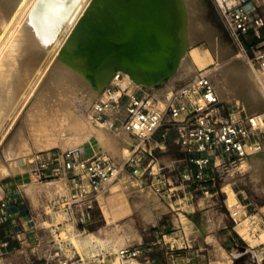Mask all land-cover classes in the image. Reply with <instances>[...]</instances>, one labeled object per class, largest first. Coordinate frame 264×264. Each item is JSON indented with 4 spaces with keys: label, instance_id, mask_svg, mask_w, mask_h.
I'll list each match as a JSON object with an SVG mask.
<instances>
[{
    "label": "rangeland",
    "instance_id": "obj_1",
    "mask_svg": "<svg viewBox=\"0 0 264 264\" xmlns=\"http://www.w3.org/2000/svg\"><path fill=\"white\" fill-rule=\"evenodd\" d=\"M200 1L201 8L198 12V18L200 19V23L203 25V27L206 28V36H197L193 44L188 47L189 49L187 48L185 50L186 60L191 64L192 69L186 74H182L180 73V71L177 72L176 77L173 78L171 84H167H170L169 91L183 84L199 71H208L209 73L215 71L217 55L215 54L212 45H208L212 44L213 40L216 41V39V43H218L220 47L225 46L224 48L229 53V57L237 55L238 58H236V60L239 62V64L243 63L248 68H253L258 71L260 75L259 78L264 81V72L259 70L257 67H250V65L247 64L248 61L244 58V53L225 30L218 12L216 11L212 3V0ZM25 19L26 17L24 18V20ZM24 20H22L23 23ZM12 24L14 25V22ZM16 29L17 27L15 25V30ZM18 29L20 30V26ZM210 29H213V31H210ZM14 32V37L12 36V40L10 39L11 42L8 41L10 42V45L9 43H7L8 45L6 44L7 47L5 48H7V51L10 49V46L13 45L14 39L17 35L16 31ZM207 34H209V38ZM29 47H27V50L23 49V53L21 52L22 54L19 53L21 57L24 55L27 59L25 57H22V59L18 57L19 60L17 65L19 63L20 65H16V67L21 68V70H17L15 68L16 71L19 72L17 74L15 73L16 75L13 73V76H11L12 78L10 77V82L8 81V83H11L14 79L15 81L13 82L17 83H12L13 89L12 86L10 87L9 85L8 89H10H6L9 93L11 92L10 90H14L13 93H10L14 96L12 95L11 97V95H8L9 93H5L6 98H3L2 96L3 99H0V106L1 104H3V107L0 108L6 113L7 111H11L10 113L3 114L2 112L4 111L1 112L0 109V115L3 116H0V118H2L0 120V169L2 167H5L8 170L7 176H2L0 174V196H2L3 193L19 194L22 198L23 208H25L24 210H21V212L13 215L7 226L0 225V243H2L6 238L8 239L6 249L0 248V264H4L6 259V263L9 264H43L44 258L49 257L52 258V264H59L60 262H64L68 259L78 257L80 254L75 251L73 246L68 241L64 240L66 239V237L73 233L82 235V238L90 233L99 235V237L104 241V245L101 248L97 247V252H99L101 249L114 251L118 247L141 244L142 246L146 247L149 259L157 262H165L166 259L163 253L164 248H162L160 245H157L158 242L162 243V236L165 235V241L177 242L179 246L182 244L183 239H186L190 242V250L179 252L178 260L180 262H183L185 259L189 258V264H197L199 262L207 264L247 263V259H243L237 262H230V259L227 257L226 253L220 248L219 244L217 243V240L220 242L227 239L226 228L230 229V227L233 225L230 210L226 208L227 194L222 191V186L225 183L224 180L219 181V183H217L216 185V188L210 189L209 196H203L200 191H196L195 193H193L195 190V188H193L192 190H190L193 193V198L188 199V201L181 200V198H178L176 201L167 200L165 198L161 199L159 195L155 194L149 188V184L146 178H144L143 176L135 177L131 175L130 168L128 166L124 167L126 161L123 162V164L120 163V160L116 155L106 154V152L101 150L100 147L93 141L86 142L83 145L82 151L78 150L81 152L79 153L81 154L80 158L84 159L86 157L92 156L93 154H101L107 158H110L118 168L121 167L122 164V170L119 172L115 183H113L107 190L99 195V199H101V202L95 204L92 209L81 211L79 208L71 206L73 209L74 217L78 222V225L76 227L73 219H71L69 206L66 204L69 202V183L67 174L66 171L63 172L60 167L61 162L64 159V154L66 152L74 150H67L65 152H61L59 148H55L45 152L41 150H34L33 154L29 156V158L14 157V155H16V153L21 149H24L28 146L31 148L33 146V138L30 136V134H33L31 132L32 127L34 126L33 128H36L38 126L39 120L42 119L46 112V109H44L43 99L41 101L39 99L42 98L41 93L47 84V74L49 68L52 67V63H54V61H57V58H55L54 60H51L52 62H49L50 64H48V60H46L45 57L44 58L47 62L43 61L44 59H40L42 56L40 57L39 55H37L33 48L31 49L33 50L32 52L30 49L28 52ZM3 51L4 52H1V54H5L6 50L3 49ZM193 52L196 58L198 56V62L196 60H193L195 59ZM32 53H34V55ZM4 54L0 56V60H2ZM190 54L192 56H190ZM31 56L32 58H35L32 59L30 58ZM36 56L39 57V59ZM24 59L26 61H28V59L30 60L28 61V64L30 66L33 65L31 67L32 69L28 68L30 67L29 65L27 67V62H25ZM33 60L35 62H33ZM37 60H42V63L38 61L39 64L41 63L39 65L38 63H36ZM1 62L2 61H0V63ZM29 62L32 64H30ZM21 63L24 65H21ZM46 64H48L47 67ZM35 65L39 70H36ZM39 66H41V68H39ZM23 67H27L31 70V76L33 71L38 72V74L34 72L33 76L36 77H30L33 80L29 79L28 83L25 84L27 88L24 87L25 85H23V88L20 87L23 90L22 91L17 86V80H20L19 77L23 71L22 69H24ZM43 68H45V71L43 70ZM39 71L41 74L39 73ZM93 71L88 72V74L90 73L88 75L90 80L93 78ZM38 75H42L43 77L41 76L40 78L39 76V81L36 82ZM163 81L167 82V79ZM245 81L246 80L241 75H238L234 79L231 77L228 90L222 97L219 98L222 104L225 107H228L230 111H234L242 117L250 115L261 117L260 120H262L264 123V107L253 111L250 106H247L244 103V94L246 92L248 94L252 93L250 86L247 87L248 84ZM30 82H32L33 84H30ZM35 83H37V86H35ZM16 88H19L18 90H21L19 92L21 93V95L19 94L17 97L15 96ZM143 89L151 90L154 93V90L151 88ZM25 93L27 94L20 98ZM101 94L102 91L97 96L98 99L96 97L92 100L91 104H85L83 106L85 112L87 110L91 111V105L96 100H99L101 98ZM24 98H27V100L29 98V100L26 101V99ZM8 99H10V101L11 99H14L13 101L16 100L15 103L17 105H15V103H13L12 101V103L10 104L14 105L12 107H15L14 109L11 108L10 110L8 106L10 101ZM24 100L26 102H22ZM17 101H20L18 102L19 104L17 103ZM41 104H43V106ZM41 107L43 108L40 109ZM6 108H9L10 111H6ZM36 111H38V113ZM41 112H43L44 114ZM39 113L41 115H39ZM91 115L93 118L92 112ZM29 123L35 124H32L31 127ZM28 124L30 126H28ZM28 127L30 128L28 129ZM260 131L261 132L259 134V137L261 138L264 145V126L260 125ZM163 132L164 128H161L159 132L151 140H149V143L147 145L145 144V141L142 142V147L140 148L146 149L147 151L151 152L153 157L157 158L159 162L163 163H169L170 161H177L185 158V155L179 150L178 146L176 145L175 134L173 132H168L165 138H162L161 135ZM22 144L24 145L23 148ZM137 154L143 158L142 167L146 166L150 157H148L146 153L141 152L140 149L138 150ZM42 158L51 160V164L49 166V170L46 172L47 177L39 180L36 176L32 175L31 171L38 166L39 161ZM11 164L17 168L16 171L11 172ZM182 167L183 163H179L178 168L181 170ZM248 169L244 175H236L230 180H226V183H233L232 188L235 191L236 197L242 206L244 204L250 203L252 205L251 207L258 208L264 205V183L261 182L258 178H254V175ZM63 178L65 180H63ZM31 181L33 182L32 186H28L29 189L28 187L25 188V186L30 184ZM123 185L124 187L121 188V186ZM133 187H136L135 190L133 189ZM148 188L149 191L151 190L152 194H154V199L151 196L143 199V196H141L142 192H148ZM124 189H126L127 192ZM137 195L138 200L136 199ZM136 208L139 210H137ZM146 208L148 209V211ZM158 208L164 209L159 210ZM177 213H179L180 216ZM180 219H182V221ZM183 220L190 223L193 228L194 234L189 233V231L184 228V223H180L183 222ZM15 224H18V226L15 227ZM14 234H16V236ZM122 240L125 242V244ZM203 246L206 248L205 251L197 255L196 251L198 247L203 248ZM94 250L95 249H93L89 243H85L82 255H90L89 252H92ZM263 260L264 259H262V261Z\"/></svg>",
    "mask_w": 264,
    "mask_h": 264
},
{
    "label": "bare ground",
    "instance_id": "obj_2",
    "mask_svg": "<svg viewBox=\"0 0 264 264\" xmlns=\"http://www.w3.org/2000/svg\"><path fill=\"white\" fill-rule=\"evenodd\" d=\"M149 4L150 0H0V56L4 54H1V52H4L3 49L7 51V48L5 47H7V43L10 45L12 36L15 33L14 31L17 33V35L15 34L16 37L14 39L13 45L10 46V49L7 52L5 51L4 57L2 60H0L2 61L0 63V99L5 97V93H9L6 89H8L9 86L11 87L12 83H16L13 82L15 81L14 79L11 83H8V81L10 82L13 73L17 74L19 72L16 71V69L21 70V68L16 67V65L19 60L18 57L21 59L22 57H25L24 55L22 57L19 55V53H23V49L27 50V47L31 46L28 48V52L29 49L31 50L33 48L37 55L43 57L40 59H44L43 61L45 62L48 60V64H50L49 62H52L51 60L57 58V61H54V63H52V67L49 68L47 74V84L41 93L42 98L39 99L40 101L43 99L44 109H46L45 115L42 117V119L40 118L41 120H39V122L37 120L38 126L36 125V128H33L34 126L32 127V124L34 125L35 123H29L32 127L31 132L33 133V136L31 134L30 136L33 138L32 142L34 147H25L27 149H21L19 147L21 150H16L18 152L16 155H14V157L29 158V156L33 154L34 150H41L45 152L55 148H59L61 152H65L67 150L82 151L83 145L86 142L93 141L100 147L101 150L106 152V154L116 155L120 160V163L123 164V162H125L138 148L142 147V142L147 139L146 137L132 138L121 129L110 130L107 127L111 120H108L106 124L95 122L94 118H92L91 111L87 110L88 112H85L83 106L85 104H91L92 100L95 99L99 93L113 81L114 75L119 73L123 76V80L120 81V84L123 87L137 86L139 88L141 87L142 89L151 88L154 90V93L151 90L149 91H151L158 98L160 105L167 101L172 94L173 89L169 91V88L173 78L176 77V73L180 71V73L186 74L192 69L191 64L186 60L185 50L193 44L197 36H206V28L203 27V25L200 23V19L198 18V12L201 8V1L157 0L158 12L161 19L163 20L165 42L173 54L172 66L166 78L167 82L163 81V76L158 75L156 78H154L151 74H147L141 69L133 67L127 60L119 56L108 55L107 57L101 59L93 71L90 66V59H88L83 54V51L88 44H92L95 51L105 50L109 47H116L121 42L128 40L131 33L132 18L142 19L147 17L149 13ZM25 17L26 19L24 20ZM22 20H24V23ZM13 22L14 25L12 24ZM15 25L17 29L20 26V30H15ZM210 31H213V29H210ZM207 36L208 38L210 37L209 34H207ZM214 41L215 40H213V43L211 42L212 44H209L208 46L212 45V48L217 55V63L215 64V71L209 74L216 87L217 95L222 97L226 93L230 86L231 77L234 79L238 75H241L246 80L245 82L248 84L247 87L250 86L252 92L250 94L247 92L244 94V103L247 106H250L253 111L264 107V81L259 78V72L253 68H248L243 63L239 64V62L236 60V58H238L237 55L229 57V53L224 48L225 46L220 47V45L216 43L217 39L215 42ZM32 51L33 50H31V52ZM32 54L34 55V53ZM190 56L192 55L190 54ZM30 58H32V56ZM37 58L39 59V57ZM194 58L195 59L193 60L198 62V56L196 58L194 55ZM28 61L30 60L28 59ZM28 61L25 60V62H27V67L29 65ZM38 61L40 60H37L36 63H38ZM33 62L35 61L33 60ZM48 64H46V67ZM247 64H249L250 67H256L249 62H247ZM18 65H20V63ZM21 65L24 64L21 63ZM32 66L28 68H31ZM27 67H23L24 69H22V73H19L20 80H17V86L19 88H23V85L27 84L29 79H32L30 77H36L33 76L35 71H33L31 76V70ZM39 68H41V66H39ZM37 69L38 68L36 66V70ZM43 70L45 71V68H43ZM92 71L94 74L93 78L90 80L88 77L90 73L88 74V72ZM35 73L38 74V72ZM39 76L41 78L42 75H38L36 82L39 81ZM32 82H30V84H33ZM168 83L170 84L167 85ZM35 86H37V83H35ZM24 87L27 88L26 85ZM18 89L16 88V97L19 94L21 95L19 92L22 89ZM10 91L13 93L14 90ZM10 93L8 95H11L12 97L13 94ZM26 94L27 93L19 97L22 98ZM24 99H26V101L29 100V98L28 100L27 98ZM101 99L102 94L99 100ZM8 100L10 101V99ZM13 100L14 99H11V101L15 103L17 99L15 101ZM11 101L10 103L7 102L9 103L8 106L10 110L14 106L13 104L10 105L12 103ZM26 101L24 100L22 102ZM18 102L20 101H17V103ZM43 104L41 105L43 106ZM2 105L3 104H1L0 107H3ZM15 105L17 104L15 103ZM9 108H6V111L9 110ZM42 108L43 107L40 109ZM2 111L4 110L1 109V112ZM10 112L7 111V113ZM36 112L38 113V111ZM2 113L7 114L5 111ZM39 115L41 114L39 113ZM247 118L251 119L255 125L258 124L264 126L263 121L260 120L261 117L250 115L247 116ZM1 119L2 118H0V120ZM29 124L28 126H30ZM29 128L30 127H28V129ZM23 147L24 145L22 148ZM122 164L121 167H117L118 174L122 170ZM244 166L247 167V169L249 168L248 170H250V172L254 175V178H258L264 183V149H262L260 152L251 154L244 162ZM10 167L11 172L17 170V168L12 164ZM0 174L2 176H7L8 170L5 167H2L0 169ZM230 179L231 178L225 179L224 185L221 186L222 191L227 194L226 208L230 210L232 216L233 208L235 206L241 208L242 205L239 203L236 193L232 188L233 183H226V180ZM63 180L65 179L63 178ZM32 183L33 182L31 181V183L26 185L25 188L32 186ZM113 183H115V181ZM109 187L105 188V190H107ZM122 187H124V185L121 186V188ZM135 188L133 187L134 190ZM124 190L126 191V189ZM144 192L141 193L143 199L148 198L149 196L152 198L155 197L151 190L149 191V188L148 192L146 191L147 193ZM138 195L136 196V199L138 198ZM163 209L164 208H160L159 210ZM69 210L71 219H73V222L77 227L78 222L74 217L71 206L69 207ZM177 214L180 216L179 213ZM180 220L182 221V219ZM180 223H184V228L187 229L189 233L194 234L190 223L184 220ZM81 236L82 235L73 233L64 239L73 246L75 251L80 254V257H84V255H82V251L85 243H89L90 246L95 249L94 251L89 252L90 255L97 252V247L101 248L104 245V241L97 234L90 233L83 238ZM123 243L125 244L124 241ZM240 252L242 253V250H240ZM262 259H264V255L258 254L257 260L259 264L264 263V260L262 261Z\"/></svg>",
    "mask_w": 264,
    "mask_h": 264
},
{
    "label": "built area",
    "instance_id": "obj_3",
    "mask_svg": "<svg viewBox=\"0 0 264 264\" xmlns=\"http://www.w3.org/2000/svg\"><path fill=\"white\" fill-rule=\"evenodd\" d=\"M212 3L244 58L264 72V0H212ZM121 80L122 74H115L113 81L102 90V99L90 107L93 118L102 124L111 120L110 130L121 129L132 138L146 137V145L161 128H164L162 138L168 132L175 134L176 145L185 158L163 163L151 152L138 148L124 164L130 168L131 175L146 178L149 188L161 199L188 201L196 191L209 196L210 189L216 188L219 181L244 175L247 171L244 162L264 148L259 137L260 125L222 104L207 71H199L173 88L170 98L162 105L151 91L137 86L123 87ZM139 149L150 157L144 167L143 158L137 154ZM79 153L78 150L65 153L60 167L67 172L69 181L66 204L82 211L101 202L99 195L115 181L118 171L110 158L93 154L81 159ZM179 163H183L181 170ZM50 164L51 160L40 159L32 175L39 180L46 178ZM251 206L250 203L241 208L235 206L231 216L233 225L226 228L227 239L217 240L230 262L247 259L246 264H259L257 255H264V205ZM24 209L19 194L3 193L0 225L7 226L11 217ZM164 238L165 235L157 245L164 248L165 262L149 259L146 247L136 244L114 251L101 249L59 264H189V258L180 262L178 256L179 252L191 249L190 242L183 239L179 246ZM7 240L0 243L1 249H6ZM203 248L198 247L197 255L205 251ZM43 264H52V258H44Z\"/></svg>",
    "mask_w": 264,
    "mask_h": 264
},
{
    "label": "water",
    "instance_id": "obj_4",
    "mask_svg": "<svg viewBox=\"0 0 264 264\" xmlns=\"http://www.w3.org/2000/svg\"><path fill=\"white\" fill-rule=\"evenodd\" d=\"M148 11L145 18H132L131 33L125 42L105 50L94 51L92 44L85 47L83 54L90 59L92 70L108 55L119 56L154 78L161 75L166 80L172 66L173 54L165 42L163 20L158 12L157 0H150Z\"/></svg>",
    "mask_w": 264,
    "mask_h": 264
},
{
    "label": "crops",
    "instance_id": "obj_5",
    "mask_svg": "<svg viewBox=\"0 0 264 264\" xmlns=\"http://www.w3.org/2000/svg\"><path fill=\"white\" fill-rule=\"evenodd\" d=\"M214 251H215V248H214ZM7 262V259L5 260V263L4 264H9V263H6ZM197 264H207V263H201V262H199V263H197ZM210 264V263H209Z\"/></svg>",
    "mask_w": 264,
    "mask_h": 264
}]
</instances>
